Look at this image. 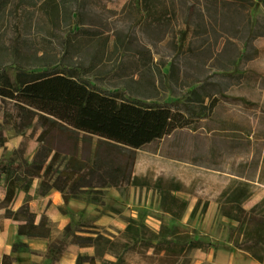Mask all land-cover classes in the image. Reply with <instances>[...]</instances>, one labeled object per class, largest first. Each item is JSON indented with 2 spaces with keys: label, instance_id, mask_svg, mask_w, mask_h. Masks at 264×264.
I'll use <instances>...</instances> for the list:
<instances>
[{
  "label": "rangeland",
  "instance_id": "rangeland-1",
  "mask_svg": "<svg viewBox=\"0 0 264 264\" xmlns=\"http://www.w3.org/2000/svg\"><path fill=\"white\" fill-rule=\"evenodd\" d=\"M117 1L0 0V66L14 77V67H36L39 57L83 64L92 82L110 90L147 101L212 105L209 114L141 148L123 150L121 157L134 158L129 185L81 186L68 203L52 188L60 196L45 199L43 213L59 210L69 221L48 238L17 237L16 250H28L33 264H51L42 248L60 237L75 250L71 263L60 256L57 264L95 254L105 264H218L217 254L241 250L237 221L221 213L225 204L243 201L248 214L259 202L255 212L264 209V0ZM5 133L0 160L29 162L34 151L23 155L20 142L39 136L38 123ZM98 140L56 129L42 144L85 160ZM102 145L104 154H116ZM163 192L185 203L179 218L162 210ZM8 215L0 206V226ZM161 225L177 226L180 237L205 242L208 250L172 254L134 241L137 230L154 237ZM97 234L110 241L94 240Z\"/></svg>",
  "mask_w": 264,
  "mask_h": 264
},
{
  "label": "trees",
  "instance_id": "trees-1",
  "mask_svg": "<svg viewBox=\"0 0 264 264\" xmlns=\"http://www.w3.org/2000/svg\"><path fill=\"white\" fill-rule=\"evenodd\" d=\"M38 60L41 63L36 67H14V77L9 75L6 66H0V145L8 140L6 129H15L19 133L34 122L41 128L38 137L27 135L20 142L23 155L34 151L29 162L22 165L0 160V206L7 208L8 217L16 222V233L24 237L48 238L55 227V223L45 213L39 220L36 219L29 200L43 197L50 188H55L62 192L64 203H68L72 193L81 186L129 185L132 183L134 158L129 155L121 157L123 150L141 148L175 129L189 126L208 115L212 106H194L180 100L162 103L139 99L127 90H110L95 84L85 74L83 64L49 63L42 57ZM56 129L97 136L99 140L92 158L81 160L57 148L44 147L42 142ZM102 143L115 149L116 154H104ZM24 144H28L29 148H24ZM101 173L107 177H102ZM34 181L36 186L32 194L30 188ZM22 194L25 195L23 202L17 206ZM242 202L236 199L225 202L221 213L238 223L235 227L241 239L235 240L237 247L260 262L264 259V209L255 212V207L261 206L263 202L254 206L250 214L243 209ZM185 206L176 196L168 192L161 193L162 210L175 218L182 215ZM130 222L124 229L126 232L130 229ZM179 231L177 226L170 230L161 225L157 235L144 237L137 230L134 241L153 247L157 252L164 250L172 254L192 248L208 250L207 243L189 235L180 237ZM167 232H170L168 236L165 234ZM99 238L110 241L102 234H97L94 240ZM68 243L60 237L47 243L45 254L51 264L58 263ZM70 243L83 247L93 245L78 239ZM17 247L18 244L14 243V251ZM96 260L105 264L98 254L79 255L76 259L77 264L88 261L96 264ZM14 261L15 257L11 254H3L1 263L13 264ZM121 263L120 259L117 264Z\"/></svg>",
  "mask_w": 264,
  "mask_h": 264
},
{
  "label": "crops",
  "instance_id": "crops-1",
  "mask_svg": "<svg viewBox=\"0 0 264 264\" xmlns=\"http://www.w3.org/2000/svg\"><path fill=\"white\" fill-rule=\"evenodd\" d=\"M36 186V181L33 182L32 187L30 188V193H34ZM54 190L52 188L49 189L47 193L43 195V197L33 198L29 200V205H31V209L36 214V219L39 220L41 217V214H43V211L45 208H42V203L45 199L48 198H59L60 194L57 192L56 194H52ZM24 194H22L16 203L17 206H20L22 204L24 199ZM39 212V213H38ZM49 218L52 219V221L55 223V226L58 227V225H65L69 221L70 218H68V215L66 213H63L61 211L53 212L52 214H49ZM4 222H1L0 226V264L2 260L3 254H11L15 257V261L13 264H33L32 262V255L28 253V250L23 251H14L13 244L15 241L22 238V241H26L23 239H30V238H37V237H24L16 233V222H14L9 217H4ZM19 237V239L17 238ZM46 238V237H44ZM44 238H38V239H44ZM31 245V243H30ZM47 243L44 245L43 252L45 254V251L47 249L46 247ZM75 250V247L73 246H67V249L61 254V257L65 263H71V253ZM216 260L218 261V264H264V259L260 262L253 260L249 255L245 254L242 250L236 249L231 252H221L217 254Z\"/></svg>",
  "mask_w": 264,
  "mask_h": 264
}]
</instances>
